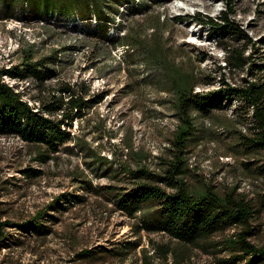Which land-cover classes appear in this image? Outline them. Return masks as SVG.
I'll use <instances>...</instances> for the list:
<instances>
[{
  "label": "rangeland",
  "instance_id": "374dc122",
  "mask_svg": "<svg viewBox=\"0 0 264 264\" xmlns=\"http://www.w3.org/2000/svg\"><path fill=\"white\" fill-rule=\"evenodd\" d=\"M19 7L13 16H0V68L17 63L26 49L33 51L35 59L59 49L56 74L46 80V88L41 90L29 79L20 89L32 103L40 95H60L63 82L89 88L97 97L104 93L83 119L74 120L72 129L78 141L112 161H99L92 150L74 140L63 143L54 157L40 161L34 158L35 147L19 135L0 133V221H12L4 225L7 234H0V264H220L219 257L228 253L218 250L221 244L194 245L162 231L138 229L140 217L116 209L103 191L127 183L124 165L139 162L138 153L147 152L145 162L156 167L173 146L179 122L174 90L165 62L156 58L166 56L172 63L193 69L198 75L196 90L218 87L221 78L235 83L250 76L246 69L226 64L225 58L227 45H245L246 37L232 32L223 38L210 37L209 26L197 18H177L198 11L216 16L225 3L133 0L121 6L110 22L114 38L102 37L80 20L52 13L31 17L28 9ZM158 16L165 22L157 24ZM230 16L255 43L262 41L264 0H235ZM160 44L162 51L157 49ZM64 95L69 97V92ZM198 120L201 137L187 150L190 184L210 183L221 191L235 188L252 197L264 194V150L253 152L239 143L242 133L253 136L257 130L252 110L237 98H226ZM130 146L136 151L131 152ZM26 167L38 173L29 175L33 171H24ZM87 179L93 190L83 188ZM67 192L71 196L65 199ZM75 194H86V198L79 200ZM58 199L65 207L48 206L55 217H41L43 230L24 228V222L34 221L38 211ZM237 229L230 227L212 239L235 235ZM251 239L264 245V208L255 219ZM86 249L89 254L83 253Z\"/></svg>",
  "mask_w": 264,
  "mask_h": 264
},
{
  "label": "trees",
  "instance_id": "16d2710c",
  "mask_svg": "<svg viewBox=\"0 0 264 264\" xmlns=\"http://www.w3.org/2000/svg\"><path fill=\"white\" fill-rule=\"evenodd\" d=\"M131 1L133 0H0V16H13L14 8L19 5L21 11L28 9L31 17L43 18L50 13L60 14L88 24L104 38H114L110 32V22L116 19V12L121 6ZM222 1L225 8L219 15L202 14L198 11L195 15H178L177 18H197L204 27L209 26L207 29L210 37L223 38L228 32L237 34L240 38L246 37L248 42L245 45H227L225 58L226 64L237 70L246 69L250 76L235 83L221 78V85L218 87L196 90L198 75L193 69L172 63L166 56L156 58L165 62L167 76L174 90L172 100L179 122L173 134V146L169 147V154L161 156L163 159L156 167L145 162L149 156L147 152L138 153L135 158L139 162L124 165L127 183L113 184L103 192L109 196L116 209L131 217H140L138 229L144 227L149 231H162L183 243L194 245L221 244L218 250L226 249L228 253L219 257L220 264H256L264 261V245L256 244L251 235L255 229V219L264 208V194L252 197L237 192L235 188L221 191L210 183L192 185L186 177L189 169L188 147L201 137L199 117L220 106L226 98L229 101L237 98L248 111L252 110L257 130L253 136L242 133V140L239 142L241 146L244 145L253 152L264 150V36L259 44L255 43L249 32L230 16L235 8V0ZM164 22V18L158 16L157 24ZM260 44L263 50L260 49ZM157 49L162 51L164 47L160 44ZM29 50L26 49L20 55L17 63L0 68V133L19 135L35 147L34 158L40 161L54 157L63 143L74 140L92 150L99 161L111 162L112 159L107 154L91 149L81 139L78 141L72 129L74 120L83 119L89 109L104 97V93L97 97V93L92 95L89 88L81 89L79 84L63 82L59 87L63 91L60 95H40L36 99L37 103L30 102L25 97V91L20 89L21 83L32 79L41 90L45 89L46 80L56 74L54 63L60 50L55 49L37 59L34 58L33 51ZM69 51L70 49L64 52ZM5 75L18 81L11 83L5 79ZM64 91L69 92V97L64 95ZM131 141L132 139L128 143ZM130 147L131 152L136 151L133 146ZM30 168L26 167L24 171ZM32 171H29V175L38 173L37 169ZM86 182L83 188L93 190L89 179ZM95 189L99 191V187ZM85 195L74 196L84 200ZM70 196L71 192H67L63 198L68 199ZM51 205L65 207L64 202L59 199L57 203L48 204L38 211L34 221L24 222V228L34 226L43 230L41 217H46L45 214L55 217L47 211ZM11 222L0 221V234H7L4 225ZM230 227L238 228L235 235H226L218 241L212 239ZM83 253L89 254L90 251L86 249Z\"/></svg>",
  "mask_w": 264,
  "mask_h": 264
},
{
  "label": "built area",
  "instance_id": "2783aa9c",
  "mask_svg": "<svg viewBox=\"0 0 264 264\" xmlns=\"http://www.w3.org/2000/svg\"><path fill=\"white\" fill-rule=\"evenodd\" d=\"M6 76H8V75H5V77H6ZM9 77H10V76H9ZM10 78H12V77H10ZM5 79L8 80L7 78H5ZM12 79H14V78H12ZM8 81H9V80H8Z\"/></svg>",
  "mask_w": 264,
  "mask_h": 264
}]
</instances>
